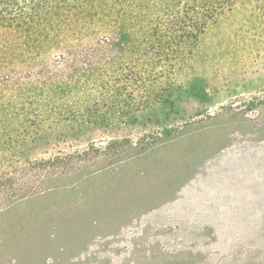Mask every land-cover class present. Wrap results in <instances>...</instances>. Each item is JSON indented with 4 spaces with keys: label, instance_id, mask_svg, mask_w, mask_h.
I'll use <instances>...</instances> for the list:
<instances>
[{
    "label": "rangeland",
    "instance_id": "rangeland-1",
    "mask_svg": "<svg viewBox=\"0 0 264 264\" xmlns=\"http://www.w3.org/2000/svg\"><path fill=\"white\" fill-rule=\"evenodd\" d=\"M233 1L200 32L190 8L136 11L157 40L93 56L12 134L0 264H264V0Z\"/></svg>",
    "mask_w": 264,
    "mask_h": 264
},
{
    "label": "trees",
    "instance_id": "trees-1",
    "mask_svg": "<svg viewBox=\"0 0 264 264\" xmlns=\"http://www.w3.org/2000/svg\"><path fill=\"white\" fill-rule=\"evenodd\" d=\"M233 3V0H0V152L13 143L12 134H20L18 129L42 120L51 97L61 96L63 85L77 80L82 71L96 70L97 65L91 62L93 56L105 62L98 63L99 71L105 73L118 68L112 58L119 57L122 48L143 40L151 43L149 38L157 40L161 21L153 15L133 16L136 11L190 8L193 15L189 20L200 32L215 19L211 11L203 12L206 6L213 10ZM146 21L149 28L141 29L143 33L136 31ZM170 22L182 20L177 17ZM106 34L109 37L103 41ZM196 37L197 34L192 35L193 39ZM101 41L104 44H99ZM95 43L96 47L77 49L79 45ZM82 54L91 57L89 63L81 67L71 64L66 77L61 70L49 66L56 55L74 61ZM4 166L0 161V170Z\"/></svg>",
    "mask_w": 264,
    "mask_h": 264
}]
</instances>
